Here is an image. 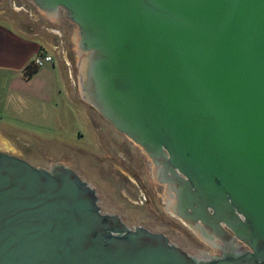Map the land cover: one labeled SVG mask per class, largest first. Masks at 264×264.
I'll list each match as a JSON object with an SVG mask.
<instances>
[{"label":"water","instance_id":"obj_1","mask_svg":"<svg viewBox=\"0 0 264 264\" xmlns=\"http://www.w3.org/2000/svg\"><path fill=\"white\" fill-rule=\"evenodd\" d=\"M29 1L76 25L81 96L213 251L130 227L71 167L0 148V264H264V0Z\"/></svg>","mask_w":264,"mask_h":264},{"label":"rangeland","instance_id":"obj_2","mask_svg":"<svg viewBox=\"0 0 264 264\" xmlns=\"http://www.w3.org/2000/svg\"><path fill=\"white\" fill-rule=\"evenodd\" d=\"M24 4L36 10L29 0H0V23L10 28L31 23L37 30L41 25L47 35L42 26L50 21L37 10L41 19L36 26L29 13L14 7ZM60 17L70 31L65 53L72 68L65 65L60 47L55 54L62 69L41 67L36 86L28 85L30 98L0 96L1 150L37 167L63 163L96 188L102 210L121 215L130 227L163 233L190 254L198 248L208 250L210 246L167 208L166 188L156 182L146 159L81 96L77 27L63 14Z\"/></svg>","mask_w":264,"mask_h":264},{"label":"crops","instance_id":"obj_3","mask_svg":"<svg viewBox=\"0 0 264 264\" xmlns=\"http://www.w3.org/2000/svg\"><path fill=\"white\" fill-rule=\"evenodd\" d=\"M49 21L50 25L42 27L46 29L47 35L40 27H37L38 30L35 29V24L30 23L23 27L16 25L15 28H10L0 23V96L10 94L13 97H31L28 85L34 83L36 86V76L40 70L32 77L26 78L24 69L42 48L54 56V61L46 64L49 65L47 71L62 69L63 65L59 63L55 54L60 47L64 51L65 65L72 68V63L65 53L68 45L67 33L70 31L61 24L60 16ZM68 24L69 28H73L71 22Z\"/></svg>","mask_w":264,"mask_h":264},{"label":"flooded vegetation","instance_id":"obj_4","mask_svg":"<svg viewBox=\"0 0 264 264\" xmlns=\"http://www.w3.org/2000/svg\"><path fill=\"white\" fill-rule=\"evenodd\" d=\"M14 7H15V9H17V11L19 10H21V11H25V12H27V13H29V15L32 17V19L33 20H35L36 22V26H38V23H39V20L41 19V17L39 16V15H37L36 14V12L37 13H39L38 11H37V9L35 10H33L32 8H30L27 4H24L23 6H19V7H16L15 5H14ZM41 26V25H40ZM39 26V27H40ZM42 27H45V26H42ZM106 120V119H105ZM107 122H109V121H107ZM109 124H111L110 122H109ZM112 125V124H111ZM113 126V125H112ZM113 128L117 131V133H119L121 136H123L129 143H131L133 146H134V148L139 152V154L143 157V158H145L146 159V161L149 163V165L151 166V169L153 168V164H152V162H151V160H149V158L147 157V155L142 151V149L138 146V145H136L132 140H130L126 135H124L123 133H121V132H119L114 126H113ZM145 156V157H144ZM148 163H147V165H148ZM86 180V179H85ZM90 183V182H89ZM91 184V183H90ZM92 185V184H91ZM98 195H99V193H98ZM145 200L147 201V199L145 198ZM167 204V203H166ZM167 208H168V206H167ZM108 212V211H107ZM121 216V215H120ZM186 225V224H185ZM139 226H141V225H139ZM187 226V225H186ZM135 227V226H134ZM191 229V228H190ZM203 241V240H202ZM204 242V241H203ZM205 244H207L206 242H204ZM179 246V245H178ZM213 251V249H212V247H210L208 250L207 249H202V248H198L197 249V252L195 253V255L196 254H200V255H206V253H210V252H212Z\"/></svg>","mask_w":264,"mask_h":264},{"label":"built area","instance_id":"obj_5","mask_svg":"<svg viewBox=\"0 0 264 264\" xmlns=\"http://www.w3.org/2000/svg\"><path fill=\"white\" fill-rule=\"evenodd\" d=\"M54 61V56L45 50H40L36 56L30 61V64H32L35 67H43L48 63H52Z\"/></svg>","mask_w":264,"mask_h":264},{"label":"trees","instance_id":"obj_6","mask_svg":"<svg viewBox=\"0 0 264 264\" xmlns=\"http://www.w3.org/2000/svg\"><path fill=\"white\" fill-rule=\"evenodd\" d=\"M40 67H35L32 64H28L27 67L24 69V76L26 78L32 77L35 73H38Z\"/></svg>","mask_w":264,"mask_h":264}]
</instances>
